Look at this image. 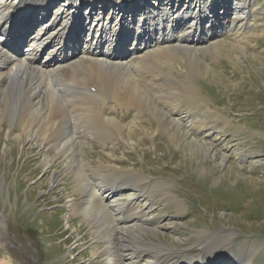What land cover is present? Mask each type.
Returning <instances> with one entry per match:
<instances>
[{"label":"rangeland","instance_id":"obj_1","mask_svg":"<svg viewBox=\"0 0 264 264\" xmlns=\"http://www.w3.org/2000/svg\"><path fill=\"white\" fill-rule=\"evenodd\" d=\"M10 1H15L11 7L3 5ZM26 1L0 0V10L5 13L3 20L5 17L19 20L22 14L30 12L26 11L29 4ZM32 1L39 3L34 6L38 13L33 20L38 16L41 21L39 14L48 10L47 19L34 23V30L51 20L49 33L58 24H69L73 18L79 22L84 19L87 24L106 23L111 29L126 25L124 18L137 20L143 16L144 19L134 25H146L149 20L146 16L161 21L169 12L170 15L178 13V9L186 5L188 21L192 23L204 18L202 28L206 30L211 26L207 22L212 16L222 20L225 12L229 26L230 14L236 5V0H144L139 6L140 0H123L124 15L118 11L117 7H121L118 0H82L80 14L64 9L72 0ZM252 2L251 23L254 26L242 34L248 41V45L241 43L247 49L245 55L229 53L226 49L222 50V55H200L195 59L198 64L193 69V77L189 76L190 87L214 113V117L205 114L199 118L207 121L202 126L217 127L219 134L204 138L202 134L189 131L186 125L180 129L170 125L161 112L155 110V107L161 109L160 95L152 93L148 99L149 108L143 114L137 116L136 112L123 108L109 114L122 123L123 130L118 134L120 141L103 145L99 141L87 140L82 144V159L93 169L104 165V172L108 173L116 169L124 174L135 171L157 183L169 185L168 192L182 205L184 215H178L177 204L167 200L149 201L152 210L148 219L152 216L159 218L160 231L155 236H141L144 243L172 249L173 254L163 257L164 264H186L185 256L198 262L205 256L206 261L205 250L201 247L208 242L201 247L198 245L207 232L233 238L232 244L225 248L228 252L223 256L220 252V260H213L211 264H264V0ZM26 23L29 24V20ZM128 24L132 25L131 22ZM159 26L154 22V27ZM196 34V38L201 36L197 31ZM88 35L82 40L88 42ZM235 41L228 35L215 40L216 43L232 44ZM128 56L122 53L119 61ZM39 57L43 59L44 54L40 52ZM191 61V58L180 55L172 68L164 72L172 71L177 82H186L192 71ZM170 94H164L169 105L181 108L185 98L187 101V97L178 91ZM11 128L8 120L0 125V264H106L108 258L101 254L103 246L95 248V234L84 216L69 213L78 202V208H82L90 201L75 191V174L67 171L66 162L55 156L56 152L51 151L47 158L37 141H31L24 134L20 136V128L10 136ZM194 139L200 145L206 142L218 156L211 158L204 154ZM236 152L253 153L250 161L260 162L250 169L249 165L237 162ZM225 154L229 159L222 162ZM47 159L51 160V167H45ZM54 176L58 183H53ZM126 189L124 196H120L123 202L139 196L135 189ZM146 203L145 198H140L135 210L146 213L149 205ZM176 224H181L179 231L174 229ZM244 245L257 248L246 253ZM213 251L215 246L212 244L209 252ZM123 257V264H147L148 261L147 258L131 256L129 260L128 256Z\"/></svg>","mask_w":264,"mask_h":264},{"label":"bare ground","instance_id":"obj_2","mask_svg":"<svg viewBox=\"0 0 264 264\" xmlns=\"http://www.w3.org/2000/svg\"><path fill=\"white\" fill-rule=\"evenodd\" d=\"M50 1L43 0L42 3ZM14 2L3 5L11 7ZM26 3H29L26 11L30 12L22 14L19 20H12L11 17L3 20L5 13L0 10V125L8 120L13 128L10 136L20 128L19 135L24 134L31 141H37L47 158L54 151L55 156L64 159L67 171L75 174V191H79L83 199H90L89 204L82 208H78V202L69 213L84 216L95 234V248L103 246L102 257L114 256L113 264H123V256H128V259L147 258V264H164L163 257L169 255L172 249L144 243L141 236H155L160 231L159 218L152 216L148 219L151 216L148 213L152 210L149 201L167 200L177 204L179 216L184 215L182 205L168 192L169 185L157 183L135 171L124 174L116 169L108 173L104 172V165L93 169L90 163H84L82 159V144L87 140L99 141L103 145L105 142L120 141L118 134L123 130L122 123L117 118L109 117V114L122 108L136 112L137 116L143 114L149 108L148 99L152 93L158 97L160 95L161 109L155 107V110H159L170 125L179 129L186 125L189 131L202 134L204 138L219 134L217 127L202 126L207 121L199 118L205 114L214 117V113L190 87V77H193V69L198 64L195 59L200 55H222L223 49L245 55L247 49L241 43L248 45V41L242 34L254 26L251 23L254 3L252 0H236L229 26L225 12L222 20L217 16H212L208 22L205 20L211 25L206 30L202 28L204 18L192 23L188 21L185 17L189 12L185 14V9H188L186 5L179 8L178 13L170 15L169 12L167 18L161 21L151 19L145 12L149 19L146 25L136 24L133 27L127 23L110 29L106 23L87 24L73 18L69 24H58L50 33L47 30L51 20L34 30V23L41 22L38 16L33 20L38 13L34 6L39 3L32 0ZM41 12L39 15L48 16V10ZM28 20L29 24L26 23ZM154 22L161 26L154 27ZM196 31L201 35L198 38ZM30 32L32 35L27 39ZM191 32L195 35L191 36ZM87 35L88 42H85L82 37ZM223 35L233 38L235 43H216L215 40ZM129 43L134 46L131 56L119 61L120 54ZM40 52L46 60L40 59ZM180 55L192 59L189 63L192 71L183 83L172 77V71L164 72L172 68ZM175 91L187 97L181 108L169 105L165 99V93L172 95ZM194 141L200 145L197 140ZM199 148L211 158L218 156L206 142ZM252 155L236 152L235 159L251 169L260 162H251ZM228 159L226 154L222 156V162ZM50 162L47 159L45 167H51ZM52 179L53 183H58L56 176ZM127 187L135 189L139 196L123 202L120 196H124ZM140 198H145L146 205L149 204L146 213L142 211L144 214L135 210ZM180 225L176 224L174 229L179 231ZM224 239L226 243L222 241ZM232 241L231 236H214L207 232L198 245L201 247L208 242V247H201L207 260L205 256L199 262L185 256L184 262L211 264L213 260H220V252L222 256L228 252L225 248ZM212 244L215 251L210 253ZM243 248L249 253L257 247L244 245ZM231 252L235 251L231 249ZM109 264H112L111 261Z\"/></svg>","mask_w":264,"mask_h":264}]
</instances>
